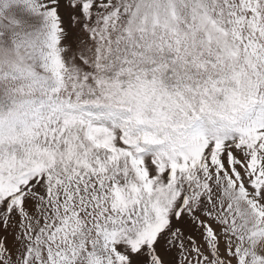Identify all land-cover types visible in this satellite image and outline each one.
Instances as JSON below:
<instances>
[{
	"label": "snow or ice",
	"instance_id": "snow-or-ice-1",
	"mask_svg": "<svg viewBox=\"0 0 264 264\" xmlns=\"http://www.w3.org/2000/svg\"><path fill=\"white\" fill-rule=\"evenodd\" d=\"M0 264H264V0H0Z\"/></svg>",
	"mask_w": 264,
	"mask_h": 264
}]
</instances>
